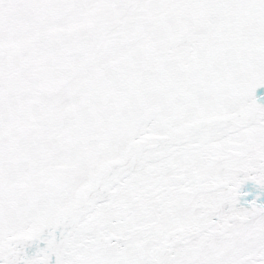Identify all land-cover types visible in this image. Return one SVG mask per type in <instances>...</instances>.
I'll list each match as a JSON object with an SVG mask.
<instances>
[{
	"label": "snow or ice",
	"instance_id": "obj_1",
	"mask_svg": "<svg viewBox=\"0 0 264 264\" xmlns=\"http://www.w3.org/2000/svg\"><path fill=\"white\" fill-rule=\"evenodd\" d=\"M262 88L264 0H0V264H264Z\"/></svg>",
	"mask_w": 264,
	"mask_h": 264
},
{
	"label": "rangeland",
	"instance_id": "obj_2",
	"mask_svg": "<svg viewBox=\"0 0 264 264\" xmlns=\"http://www.w3.org/2000/svg\"><path fill=\"white\" fill-rule=\"evenodd\" d=\"M261 91H264V88L257 90V94ZM245 184H248L249 187H247L244 191L251 193V195L246 197L245 199L251 200L254 196L261 194L259 202L261 201L264 202V197H263L264 194H262L264 193V188H261L260 186L256 185L253 181H247ZM262 197H263V200H262Z\"/></svg>",
	"mask_w": 264,
	"mask_h": 264
},
{
	"label": "water",
	"instance_id": "obj_3",
	"mask_svg": "<svg viewBox=\"0 0 264 264\" xmlns=\"http://www.w3.org/2000/svg\"><path fill=\"white\" fill-rule=\"evenodd\" d=\"M261 95H264V93L260 94L258 97H260ZM258 102L264 103V100H259Z\"/></svg>",
	"mask_w": 264,
	"mask_h": 264
},
{
	"label": "bare ground",
	"instance_id": "obj_4",
	"mask_svg": "<svg viewBox=\"0 0 264 264\" xmlns=\"http://www.w3.org/2000/svg\"><path fill=\"white\" fill-rule=\"evenodd\" d=\"M245 188L243 187V190H244Z\"/></svg>",
	"mask_w": 264,
	"mask_h": 264
}]
</instances>
